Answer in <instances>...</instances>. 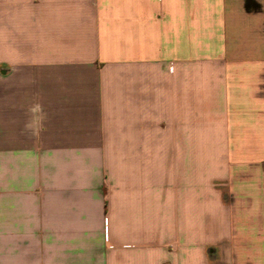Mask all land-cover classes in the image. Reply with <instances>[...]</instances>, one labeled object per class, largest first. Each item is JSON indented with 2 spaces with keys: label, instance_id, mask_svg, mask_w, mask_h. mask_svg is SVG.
<instances>
[{
  "label": "crops",
  "instance_id": "obj_1",
  "mask_svg": "<svg viewBox=\"0 0 264 264\" xmlns=\"http://www.w3.org/2000/svg\"><path fill=\"white\" fill-rule=\"evenodd\" d=\"M0 264H264V0H0Z\"/></svg>",
  "mask_w": 264,
  "mask_h": 264
}]
</instances>
